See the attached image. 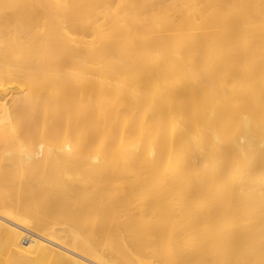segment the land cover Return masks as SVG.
I'll list each match as a JSON object with an SVG mask.
<instances>
[{"label": "bare ground", "instance_id": "1", "mask_svg": "<svg viewBox=\"0 0 264 264\" xmlns=\"http://www.w3.org/2000/svg\"><path fill=\"white\" fill-rule=\"evenodd\" d=\"M0 264H264V0H0Z\"/></svg>", "mask_w": 264, "mask_h": 264}, {"label": "rangeland", "instance_id": "2", "mask_svg": "<svg viewBox=\"0 0 264 264\" xmlns=\"http://www.w3.org/2000/svg\"><path fill=\"white\" fill-rule=\"evenodd\" d=\"M26 233H28V235H31V234H32L31 232H27V231H26ZM30 233H31V234H30Z\"/></svg>", "mask_w": 264, "mask_h": 264}]
</instances>
